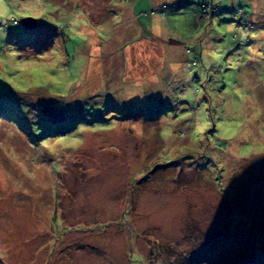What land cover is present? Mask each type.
<instances>
[{
    "label": "rangeland",
    "instance_id": "1",
    "mask_svg": "<svg viewBox=\"0 0 264 264\" xmlns=\"http://www.w3.org/2000/svg\"><path fill=\"white\" fill-rule=\"evenodd\" d=\"M255 262L264 0H0V264Z\"/></svg>",
    "mask_w": 264,
    "mask_h": 264
},
{
    "label": "water",
    "instance_id": "2",
    "mask_svg": "<svg viewBox=\"0 0 264 264\" xmlns=\"http://www.w3.org/2000/svg\"><path fill=\"white\" fill-rule=\"evenodd\" d=\"M22 24L23 26L26 28V27H29V28H33L37 25V19H35L34 17L32 16H25L24 18H22Z\"/></svg>",
    "mask_w": 264,
    "mask_h": 264
},
{
    "label": "trees",
    "instance_id": "3",
    "mask_svg": "<svg viewBox=\"0 0 264 264\" xmlns=\"http://www.w3.org/2000/svg\"><path fill=\"white\" fill-rule=\"evenodd\" d=\"M212 6H213V5H212ZM217 7H218V6H217ZM217 7H216V8H217ZM246 18H247V17H243V21H245V22H247V23H248V21L246 20ZM209 20H210L209 22H211V21H212V18H211V19H209ZM204 166H205V165H204ZM254 264H259V263L255 262Z\"/></svg>",
    "mask_w": 264,
    "mask_h": 264
}]
</instances>
